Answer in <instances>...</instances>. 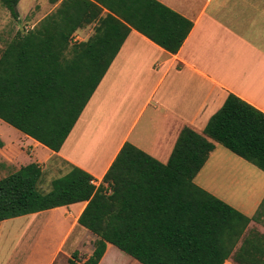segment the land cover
I'll use <instances>...</instances> for the list:
<instances>
[{"label": "crops", "instance_id": "crops-1", "mask_svg": "<svg viewBox=\"0 0 264 264\" xmlns=\"http://www.w3.org/2000/svg\"><path fill=\"white\" fill-rule=\"evenodd\" d=\"M156 1L193 24L176 54L155 44L97 0H20L18 21L25 24L2 31L13 39L50 17L58 23L51 34L72 37L69 51L73 45L102 36H109L110 42L99 49H114V38L125 34V28L111 16L131 30L60 152L0 120V140L4 143L0 181L22 167L37 164L44 173L40 186L44 180L46 188L51 186L76 167L93 176L97 188H107L105 175L144 117L145 135L130 144L166 165L181 132L189 128L203 134L229 95L264 112V0ZM133 114L137 118L124 130L116 149L99 169L92 167L81 154L83 132L103 122L115 124L117 130ZM14 139H19L18 143ZM97 146L92 142L86 148L85 156L90 160ZM218 146L222 145L216 144L195 183L251 219L224 264H264V172L229 150L231 155L224 154ZM107 193L111 195L112 190ZM87 204L0 222V264H71L74 254L80 256L77 264H85L100 240L79 223ZM83 252L87 256L81 259ZM99 264L141 263L108 243Z\"/></svg>", "mask_w": 264, "mask_h": 264}, {"label": "trees", "instance_id": "trees-1", "mask_svg": "<svg viewBox=\"0 0 264 264\" xmlns=\"http://www.w3.org/2000/svg\"><path fill=\"white\" fill-rule=\"evenodd\" d=\"M97 1L172 54L193 27L156 0ZM0 2L18 21L20 0ZM110 18L125 28L111 50L99 49L110 42L102 36L69 51L72 37L51 34L52 17L9 42L0 55V120L60 152L131 30ZM216 144L264 172V112L229 95L203 134L181 132L166 165L126 143L104 177L107 188L73 167L44 193L43 170L22 167L0 181V222L87 202L79 223L100 240L85 264H99L108 243L141 264H224L251 219L195 183Z\"/></svg>", "mask_w": 264, "mask_h": 264}, {"label": "rangeland", "instance_id": "rangeland-1", "mask_svg": "<svg viewBox=\"0 0 264 264\" xmlns=\"http://www.w3.org/2000/svg\"><path fill=\"white\" fill-rule=\"evenodd\" d=\"M22 11L24 12L23 8H22ZM22 22L25 24L24 20H22ZM23 23H20L19 21L15 20L11 16L10 11L6 7H4L2 5V3L0 2V54L3 50V48L6 46V43H8L9 41H11L13 39L12 35L6 36L7 34L6 33L2 34L3 33L2 31H7V30L15 28V27L19 28L20 26L22 27ZM104 115H105V119L106 118L108 119V115H106V114H104ZM102 118H103V116H100V119H102ZM109 118L114 119V116H111ZM136 118H137L136 114H133L131 117H128L126 121H128V120L129 121L124 123V126L123 125L119 126V127H121V129H119V127H118L117 130H115L116 125L113 123H109L108 121H106V122L109 124L105 125L103 122L96 127L94 126L93 128H89V129L85 130L82 134L83 136H81L82 142L84 144V147H83V150L81 153L82 156H84V158H86L91 163L92 167L99 169V167L102 165L103 160H105L108 156H110L112 154V151H114L116 149V146L118 145V143L120 142L122 137L126 134V131H124V130L126 128H128L130 126V123L132 121H134ZM145 119H146V117H144L140 121L138 126L133 131L131 142L138 143L142 139V137L145 135V131H144ZM0 126H1V124H0ZM10 128H12V127L10 126ZM18 140L14 139V142L18 143ZM92 142H97L98 146L96 149V154L90 160L89 158H87V156H85V150ZM15 145H14V148L17 149V146H15ZM217 148L220 149V151H223L224 154L231 155L230 152L228 150H226L225 148H223L222 146H218ZM98 169H94V170L97 171ZM46 186H47V182H46V180H44L43 184H41V186H40V190L42 192H45V193H46V191L50 192L51 186H49L47 188H46ZM83 253L84 254L81 256V259L82 258L84 259L87 256L86 255L87 252H83Z\"/></svg>", "mask_w": 264, "mask_h": 264}, {"label": "bare ground", "instance_id": "bare-ground-1", "mask_svg": "<svg viewBox=\"0 0 264 264\" xmlns=\"http://www.w3.org/2000/svg\"><path fill=\"white\" fill-rule=\"evenodd\" d=\"M237 183V182H236Z\"/></svg>", "mask_w": 264, "mask_h": 264}]
</instances>
